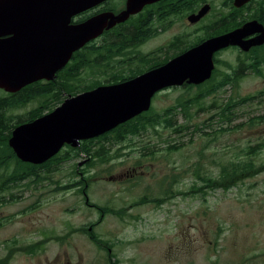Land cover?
Here are the masks:
<instances>
[{
  "label": "rangeland",
  "instance_id": "1",
  "mask_svg": "<svg viewBox=\"0 0 264 264\" xmlns=\"http://www.w3.org/2000/svg\"><path fill=\"white\" fill-rule=\"evenodd\" d=\"M119 2L113 0V3ZM176 30L173 28L158 36L145 47L164 45ZM90 73L94 75H83L89 79L100 77L95 74V68ZM259 87L247 80L232 94L239 99L258 91ZM196 91V88H174L162 92L155 98V110L163 111L180 98L195 95ZM228 97L229 93L219 98L226 103ZM215 98L217 96L208 97L201 105L202 110L197 105L190 108L194 115L191 126L201 125L210 118L214 113L210 106L218 100ZM37 104L38 101H31L22 110H29ZM182 112L180 110L175 118L177 126L188 122ZM263 114L264 101L236 107L237 124L245 125H241L243 129L238 127L237 140L231 144V152L235 150L237 154L235 159L241 155L246 159L245 148L258 141L264 142V122L252 126L251 131L246 125ZM165 133L162 136L144 135L141 142L157 144L160 150L167 142ZM179 136L174 134L173 138ZM195 138V143L192 140L183 155H174V167L181 165L180 160L186 159L190 163L197 158V151L205 141L198 140L199 136ZM225 143L214 147L218 151L227 150ZM127 152L130 151H124V154ZM135 158L132 154L124 160L129 162ZM252 159L262 168L264 150ZM156 162V171L160 169V172L154 178H143L134 186L133 190L141 191L138 195H130L125 183L103 178L105 174L117 175L122 167L111 171L116 162L95 165L93 161L89 167L84 166L89 187L83 186V189L92 206L86 204L84 193H80L77 186L73 187L76 180L83 178L80 173L73 177L78 160L59 165L50 173L51 179L31 184L22 181L0 193V257L6 255L8 246L16 248L42 241L43 250L35 254L16 251L10 264H107L109 253L114 255L113 261L117 259L120 264H264V168L247 177L239 186L224 188L218 183L216 191L198 197L189 195L193 193L189 189L196 184L190 173L175 186V189L188 190L187 194L175 196L160 206L157 203L138 205L144 190L159 192L165 187L163 153ZM42 173L46 174V171ZM69 185L68 189H63ZM12 194L15 197L11 200ZM100 206L125 211L126 215L114 212L102 217ZM91 233L113 243L110 249L99 247Z\"/></svg>",
  "mask_w": 264,
  "mask_h": 264
},
{
  "label": "flooded vegetation",
  "instance_id": "2",
  "mask_svg": "<svg viewBox=\"0 0 264 264\" xmlns=\"http://www.w3.org/2000/svg\"><path fill=\"white\" fill-rule=\"evenodd\" d=\"M126 6L127 0H120L118 4L113 3V0H106L95 7L75 15L72 22L79 23L103 12H114L117 14L124 10ZM173 28L177 29L176 32L167 39L164 45L150 49L145 47L150 41L171 31ZM243 28H246L247 32L236 43L229 44L213 53L214 68L208 80L200 84L185 81L181 86H170L156 92L152 97L148 110L120 123L110 131L97 137L80 140L77 146L65 143L60 152L45 163H51L53 166H56L68 161L78 160L77 172L81 175L83 174L81 181L84 182V187L87 188L89 187V183L84 176V166L89 167L96 160L95 153L99 152V150L101 153H107L108 145L104 147L101 144L106 139L112 137L113 131L117 128L125 126L137 118L145 119L148 115L151 116V113H156L157 110H155L154 101L157 95L174 88H187L189 90V88L193 87L199 90L200 88L204 89L205 86L214 85L217 87V91L212 96H217L215 99H218L212 105L216 126H191L189 124V126L177 128L179 131L177 133L171 127L164 128L162 126H156L155 122H152L148 126H141L138 130L135 129L136 131L134 130L135 132L132 133V131H128L129 124H131L129 123L127 126L121 128V134L124 135V139L119 142H114L111 149H109V155H116L118 159L114 157L101 163L116 162L112 165L111 171L116 170L118 166L122 167L121 170L117 171V175L111 174L109 176L105 174L103 178L125 183V186L130 189L128 191L130 195H138L141 191L133 190L135 188L134 186L139 185L143 178L147 176L154 178L160 172V169L156 171V161L163 153L165 161V187L159 192H156V190H144L142 196L147 199L164 198V201H160L159 206L171 200L173 196L185 195L189 191H195L198 195L202 196L216 191L221 176H225L226 174L225 169L228 167L230 176H232V169L237 161L235 159L237 157L235 150L231 152V144L237 140L236 131L238 127L243 129L241 125L245 124H237L236 107L250 102L264 101V0H155L154 2L143 5L138 13L131 15L126 21L117 24L113 28L105 30L99 37L92 39L80 50L74 52L69 62L73 61V57H75L77 52L83 53L82 51H86L92 47L99 48L101 54L96 59L99 64L97 63L93 67L86 68L81 73L94 75L90 71L95 68V74L100 77L97 79H89L87 77L75 81H63H67L68 84L73 85L78 82L90 83L94 87L79 92L73 91L75 89H71L72 91L70 92L65 90L62 96L64 100L57 106H54L50 111L45 109L46 111L44 113L45 115L52 112L69 97L93 90L100 86H112L129 81L138 75L168 63L174 57L209 39L226 35ZM64 68L58 71L54 80L42 79L29 85L53 83L56 87V92H59V85L62 82L59 79V74ZM247 80H250L256 86H260L259 90L252 92V94L243 95L239 100L232 93ZM2 93L14 94L0 88V94ZM228 93L229 97L225 99L227 102L222 103L223 96ZM55 95L58 96L57 93ZM208 97L211 96H207L206 99ZM219 97L222 98L220 99ZM36 106L43 107V105L38 104ZM169 108L171 106L159 112L165 113V117L171 116V110ZM183 112L185 114L187 111ZM258 116L254 118L256 122H253L252 119L248 124L246 123L249 131L253 129L251 128L252 126H257V124L264 122V114ZM157 130L160 133L166 132L167 142L160 150L157 144L141 142L142 136L148 134L156 135ZM174 134L181 135V137L176 138L180 139V142L176 143L180 147L175 151L173 149L175 142V138H173ZM125 135L128 136L125 137ZM195 136L200 137L198 140L205 141L197 151V158L190 163L186 159L180 160L181 165L174 167V155L176 154V157L181 154L183 155V151L187 145L192 140H194L193 144L195 143ZM224 141L228 149L218 151L214 145H219ZM263 150V141H258L254 145L251 144L249 148L243 150L245 153L244 157H247L243 160H250L252 163H255L252 159L253 156ZM124 151L130 152L124 154ZM252 151H255V153H252ZM132 154L136 157L134 160L129 162L124 160V157L131 156ZM239 157L242 159L243 156L241 155ZM197 172L200 174L197 175ZM190 173L194 177L193 180L198 183V187H192L193 189H189V191L175 189V186L178 183H182ZM158 193L160 195L155 196ZM84 195L86 196V204L92 206L86 192H84ZM146 203L148 205L156 204V202L151 201L143 204Z\"/></svg>",
  "mask_w": 264,
  "mask_h": 264
},
{
  "label": "water",
  "instance_id": "3",
  "mask_svg": "<svg viewBox=\"0 0 264 264\" xmlns=\"http://www.w3.org/2000/svg\"><path fill=\"white\" fill-rule=\"evenodd\" d=\"M104 1L0 0V88L16 93L33 82L54 80L74 52L155 0H127L117 14L103 12L72 22ZM246 30L209 39L129 81L69 97L52 112L15 127L9 145L23 162L43 164L65 143L77 146L148 110L156 92L208 80L213 53L236 43Z\"/></svg>",
  "mask_w": 264,
  "mask_h": 264
},
{
  "label": "trees",
  "instance_id": "4",
  "mask_svg": "<svg viewBox=\"0 0 264 264\" xmlns=\"http://www.w3.org/2000/svg\"><path fill=\"white\" fill-rule=\"evenodd\" d=\"M82 52L83 53L77 52L75 54V57H73V61L69 62L68 65L60 72L59 79L62 82L59 85V92H56V87L53 85V83H47L43 85L37 83L24 87L18 93L0 94V193L12 189L14 186L18 185V183H21L22 181H28L29 184H31V183L41 182L46 179H51L50 173L58 169L59 165L53 166L51 163L36 165L28 162H23L17 157L16 153L9 145V139L15 127H17L21 123L35 120L36 118L44 115L46 110L50 111L54 108V106L60 104L64 100L62 96L65 90L70 92L72 91L71 89H75L73 91L79 92L81 90H86L94 87L90 85V83L86 84V83L78 82L73 85V84H68L67 81L65 82L63 81V80L75 81L85 78L84 75L81 73V71L86 68L93 67L98 63L96 59H98L99 55L101 54L99 48L97 49L96 47H92ZM216 91H217V87L214 85L205 86L204 89L200 88L198 91H196L195 95L188 97V99L180 98L175 105L171 106V108H169V110H171V116L165 117L164 116L165 113H160L159 111H157L154 114L151 113L150 114L151 116L148 115L145 119L137 118L129 122L131 124L128 123L129 124L128 131H132V133H134L136 130L141 128V126H148L152 122H155L156 126H162L164 128L171 127L173 128L174 131L179 133L177 128L189 126L190 120L194 117V115L190 111V108L197 105L199 106V110H202L201 105L203 102H205L206 97L212 96ZM56 93L58 94V96L55 95ZM31 101L32 102L38 101L39 102L38 105H43V107L36 106L29 110H25V111L21 110L23 107H26ZM186 103L188 104L186 105ZM183 108H185L183 111L185 112L187 111L185 113V116H187L188 118V123L177 126V123L175 122V118L178 115L179 111L182 110ZM136 121H138V123H136ZM253 122H256V120L253 119ZM201 125L216 126L217 124H215L214 122V114H212L210 118ZM125 126H121L117 128L115 131H113V136L106 139L105 142L101 144V146L104 147H107L108 145L107 147L108 151L107 153L105 152L101 153V151L99 150V152L95 153V158H96V160H94L95 165L97 163L99 164V162L100 163L105 162L107 159L118 157L116 155H109V149H111V146H113L114 142H119L124 139L123 138L124 135L121 134V130H122L121 128ZM196 126H199V124H197ZM156 135L162 136V133H160L159 130H157ZM126 136L128 135H125V137ZM174 141L175 142L173 145V149L175 151L180 147L176 145L177 142H180V139H175ZM86 147L88 146L86 145ZM86 151H88V149H86ZM252 153H255V151H252ZM263 168L264 166L262 168L261 166H256V164L252 163V161L250 160L246 161L238 158L235 166L232 169V173H231L232 176H230V172L227 167L225 169L226 171L225 176L226 175L227 176L226 177L221 176L219 185L224 188L239 186V184L241 182H244L247 177L254 176L258 172L262 171L261 169ZM42 171H46V174H43ZM76 174H78L77 170L74 171L73 177ZM199 174L200 173L197 172V175ZM195 183L193 188L198 187L197 186L198 183L197 182ZM74 186H77L78 191L80 193H84V189H83L84 182H82L81 179L76 180L73 187ZM68 187H70V185L64 186L63 189H68ZM189 195L195 197L199 196L195 191L193 193H189ZM11 196H12L11 198L12 200L15 196L14 194H12ZM148 201L156 202L159 205L160 201H164V198L157 197V198L147 199L142 197L140 198L137 204L138 205L143 204ZM100 207H101L100 215L102 217L114 212L120 214V216L126 215V212L122 210H116L115 208L109 206L106 207L100 206ZM91 237L99 247L105 248L107 250H109L110 246L113 244L111 242L104 241L105 239L102 240V238H99L97 235H94L93 233H91ZM42 245L43 242L41 241L35 244L20 245L16 248H12V246H8L7 247L8 251L6 255L0 257V264H10L16 251H24L27 253L35 254L38 251L43 250ZM113 256L114 255H111L109 253L108 259L106 258V263L120 264L117 259L113 261L114 258Z\"/></svg>",
  "mask_w": 264,
  "mask_h": 264
}]
</instances>
